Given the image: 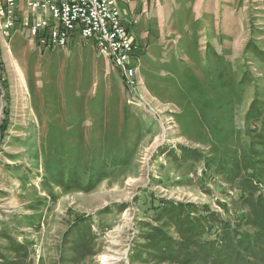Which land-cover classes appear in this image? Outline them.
Listing matches in <instances>:
<instances>
[{
    "label": "rangeland",
    "instance_id": "rangeland-1",
    "mask_svg": "<svg viewBox=\"0 0 264 264\" xmlns=\"http://www.w3.org/2000/svg\"><path fill=\"white\" fill-rule=\"evenodd\" d=\"M157 15L146 42L133 30L134 86L78 30L65 46L19 19L0 31V264H264L246 203L264 189V0ZM168 201L216 212V240Z\"/></svg>",
    "mask_w": 264,
    "mask_h": 264
},
{
    "label": "built area",
    "instance_id": "built-area-1",
    "mask_svg": "<svg viewBox=\"0 0 264 264\" xmlns=\"http://www.w3.org/2000/svg\"><path fill=\"white\" fill-rule=\"evenodd\" d=\"M25 8L24 24L29 34L65 46L73 30L108 54L130 86L136 84L133 32L124 23L117 0H0V31L5 34L17 23Z\"/></svg>",
    "mask_w": 264,
    "mask_h": 264
},
{
    "label": "trees",
    "instance_id": "trees-1",
    "mask_svg": "<svg viewBox=\"0 0 264 264\" xmlns=\"http://www.w3.org/2000/svg\"><path fill=\"white\" fill-rule=\"evenodd\" d=\"M36 39H37L36 43L38 45H41L40 38L37 37ZM168 203L170 205H173V206H170V209L167 212L168 215L172 219H175L172 221L173 223L179 224L180 223L179 219L182 218V222H181V224H179V226H181L183 224L184 227H188V231H190V230H191V232L193 231V233L196 234V237H198V239L201 237L203 242L211 241L212 243L216 240V238L211 239V240H207V239H204V237H208L212 231H215L214 233L217 234L218 233V231L216 230L217 224L214 222L211 224H208V223H204V221H203V219L207 220L210 217H213L215 219L218 218L219 215L216 212H211V210L208 206H203L202 208L201 207L198 208V207L194 206L192 202L183 203V202H177V201H168ZM246 203L250 206L251 212L253 213L252 215H254L256 218H260L261 221H259L257 236L262 235L264 232V189L262 191H260L259 196L256 198L255 201L246 200ZM194 210H197V211H194ZM195 215L197 218L195 217ZM240 217L243 218L244 215H242ZM237 221H240V219H238ZM221 223L223 224L225 222H221ZM204 227H207V229H209V230L201 233V231H204V229H205ZM233 228H234V226L231 223H225V226L222 227V229H224V231L228 232V233L232 232ZM219 229H221V228H219ZM162 230H161V228L158 229L159 238H161L163 236ZM238 233H239L237 235L238 243H242L243 248H246L247 247L246 243H248L247 237L245 235H242L241 231H239ZM190 235H191V233L189 234V236ZM253 239H255V238L253 237ZM169 241H175V240L170 238ZM169 246H171V245H169ZM240 246L241 245H239V247ZM153 247H155V245ZM158 248H160V250H162V251L166 250V248L162 245L158 246ZM175 248H178V247H175ZM180 249L181 248L179 247V250ZM182 249L187 250L186 247H182ZM251 249L254 252H257L259 250V247L256 245H253L251 247ZM168 251H170V250H168ZM225 251L223 249L218 250L215 254L216 259H219L220 261H221V259H224V258L234 259V260H228V262L233 263V261H236L237 264L241 263L239 252L230 253V251H228V250H225ZM170 254L174 255V256H170L173 258L177 257V255H178V254L173 253V251H170L167 253V257ZM185 262H187V261H185ZM185 262H184V264H187ZM192 262L197 263V260H192Z\"/></svg>",
    "mask_w": 264,
    "mask_h": 264
},
{
    "label": "crops",
    "instance_id": "crops-1",
    "mask_svg": "<svg viewBox=\"0 0 264 264\" xmlns=\"http://www.w3.org/2000/svg\"><path fill=\"white\" fill-rule=\"evenodd\" d=\"M117 1L120 5L124 23L130 30H132V32H138L141 30V38L146 42L148 40V32L146 31V28L149 30L152 23H155L158 19L157 12H161L165 9V0ZM24 13L25 8L18 11L17 19H19V21H23ZM73 33L74 32H72L71 35H73Z\"/></svg>",
    "mask_w": 264,
    "mask_h": 264
}]
</instances>
